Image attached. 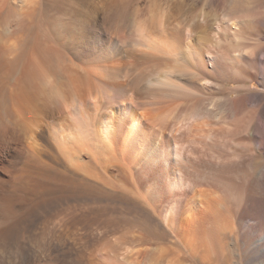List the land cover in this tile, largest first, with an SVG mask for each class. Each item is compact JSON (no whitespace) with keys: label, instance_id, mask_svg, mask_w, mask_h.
I'll return each instance as SVG.
<instances>
[{"label":"bare ground","instance_id":"bare-ground-1","mask_svg":"<svg viewBox=\"0 0 264 264\" xmlns=\"http://www.w3.org/2000/svg\"><path fill=\"white\" fill-rule=\"evenodd\" d=\"M186 2L0 0V160L22 163L23 172L14 168L24 192L28 178L47 182L43 198L59 181L83 193L101 188L60 171L61 156L90 175L81 153L130 161L148 148L160 159L164 146L171 174L180 170L173 149L191 144L182 171L195 190L176 237L200 264H227L233 239L245 264H264V0H202L189 16ZM152 169L155 184L161 171ZM3 207L0 264H39L42 249L65 254L66 264H97L91 240L70 244L52 233L50 243H31L26 233L48 205L22 216ZM121 251L114 264L149 263L140 250Z\"/></svg>","mask_w":264,"mask_h":264},{"label":"rangeland","instance_id":"rangeland-1","mask_svg":"<svg viewBox=\"0 0 264 264\" xmlns=\"http://www.w3.org/2000/svg\"><path fill=\"white\" fill-rule=\"evenodd\" d=\"M143 1L149 2V0ZM201 1L202 0H190V3H185L186 5L182 3L185 6L182 15L189 16L190 12L187 11L193 7L195 9L199 7V3ZM140 12L145 13V10H141ZM176 30L174 28L172 29V32ZM137 48L139 49V47ZM197 93L199 92L197 91ZM187 101L191 100H185V102ZM163 108L160 111H163ZM176 119L173 122L174 124L177 123ZM193 122L194 120L190 119L184 121L181 125H179V131L176 134V139H178V141L181 138L189 135L188 130L190 129V126ZM174 124H171L165 131V138H167L172 129L176 128ZM30 127H34V125H31ZM179 145L175 146V150L173 149L170 159H173L172 162L176 163L180 167V170L171 174L167 172L164 173V171L166 170L165 168L169 164V162L165 161L167 159L165 157L166 148L164 146H160V150L157 152H161L160 159L156 157V152L154 154H151V152L149 151L148 153L149 149L147 148L146 152H144L143 154H139V156L135 157L136 159L132 158L130 161L119 159L116 157L114 158V152H111V154L113 155H105L106 157L103 155V157L102 155L92 156L87 150V154L81 153L77 157V159L78 164H80L81 166H86L85 168L86 170H89L90 175L84 173L83 171H80L81 169L76 168L73 165L72 161L69 162L68 160H65L62 156L60 157V155L57 154L56 157L57 159L60 157L58 161L61 162L62 165L58 167L60 171L64 172V170L67 169L74 174L78 172V175L76 174L74 175V177L78 178L79 180L82 178L83 174L84 178L90 179L92 177L93 180H90L100 185L101 188L99 191H86L83 193V191L75 188L70 190L68 188L66 189V183H62L63 181H59L60 184L59 182L56 183V190L54 191L55 193L53 192L43 197L48 201H45L43 198H39V195L43 194L42 192H45L43 191L45 190L43 189V187L45 188L47 182H44V186H42V188H39L35 179L28 178V184H25L26 190L24 192V188L22 189L21 186H18L19 174L23 172L22 163H20L18 159L13 160V158L11 157H9V159L7 158V160H4L3 158L1 159L3 161L0 160V179L2 181V183H0V210L1 207L4 206L3 209L6 208L5 210H11L14 214H16L17 212L19 214H17L18 216H22L27 211L31 210L36 204L43 203L44 206L48 205L49 207L46 208L47 212L42 214L35 221V223L29 227L28 232L26 233V235L30 237V240H33L31 243L34 244L36 243V241H39V243H36L37 246H39L40 244L43 245V243L47 242L50 243L49 238H51L53 234H56L55 236L58 238H62L65 243L70 244L84 243L91 240L90 242L92 243L96 242L94 260L97 264H112V262L110 263L108 259H111V261H113V264L116 263L117 260H121L122 257L120 256V253L123 252L121 251V248H126L129 251H142L147 256H149L148 264H160L161 262V264H167L168 261V264H173L175 260H179L184 264H200L199 260L194 261L189 258V254L184 246L185 244H183V240L181 241L178 239V237H176L177 235H179L178 233H181V230L184 228L182 227V225L184 220L183 211L186 210L187 207L185 206L187 203L186 199L192 198L195 190L193 186L194 180L186 179V176H184V172L182 171V168H184L183 162L185 161L184 154L188 156L187 152L191 149V144L183 143ZM161 148L165 149L163 150ZM162 155L164 157H162ZM42 157L41 158L43 160L48 159L46 156ZM191 158L189 157L188 159L191 161L195 160L194 157L191 156ZM16 161L20 163V166ZM165 162L167 163V165ZM16 163L18 166L16 165ZM110 163L111 165H109ZM11 167L13 169H11ZM14 167H20V171L22 172L19 173L20 171L18 172V170ZM150 167L151 169L154 168L155 172L157 171V175L161 171V173L158 175L161 178H159V181L157 183L155 182V184L151 182V175L148 174ZM4 170H8L7 174ZM100 170L104 172L105 176ZM17 174L18 176H16ZM98 179L101 180L99 181ZM10 180L13 181L11 182L12 185H10ZM144 183L146 184L144 185ZM35 186H37V189L35 188ZM59 187L60 190L58 191ZM117 187H119L120 189ZM20 188L21 190L18 191V189ZM40 189L42 190V192H40ZM5 190L9 194H6ZM66 190L68 191V193ZM12 192L15 194H13ZM34 192L36 193L34 194ZM3 209L2 212L4 211ZM89 218L92 220L88 221ZM86 220L88 222H86ZM1 221L3 220L0 213V225ZM171 222L172 224H174L172 225ZM85 224L88 225L86 226ZM87 237L89 238L88 240ZM234 240L235 239L229 241L231 243H229L231 245L229 246V249L232 250H230V253L227 255V264H245L244 257L242 258L241 254L242 243L239 242L238 244H235ZM66 250H64L63 252L67 253ZM53 251H45L43 249L40 250L39 264H49V262H52L53 264H66V262H64L66 260L62 262L63 257L66 255L59 251ZM105 254H108L107 257H105ZM111 257L113 259L115 258V260H113ZM141 264H144V262Z\"/></svg>","mask_w":264,"mask_h":264}]
</instances>
